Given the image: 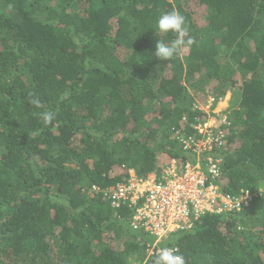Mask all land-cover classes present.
<instances>
[{"label":"trees","instance_id":"16d2710c","mask_svg":"<svg viewBox=\"0 0 264 264\" xmlns=\"http://www.w3.org/2000/svg\"><path fill=\"white\" fill-rule=\"evenodd\" d=\"M173 10L195 43L161 61ZM228 90L219 182L258 195L167 239L186 264H264V0H0V264L145 263L130 211L86 190L186 158L177 131Z\"/></svg>","mask_w":264,"mask_h":264},{"label":"built area","instance_id":"2783aa9c","mask_svg":"<svg viewBox=\"0 0 264 264\" xmlns=\"http://www.w3.org/2000/svg\"><path fill=\"white\" fill-rule=\"evenodd\" d=\"M197 108L206 116H196L191 122L195 131L189 135L176 133L186 158L170 157L167 164L146 178L130 169L128 177L113 187L94 184L86 190L90 196L102 195L114 208L125 207L130 211V227L150 237L144 264L165 247L178 250L166 240L190 230L202 214L242 211L258 195L250 189H242L238 195L224 191L219 181L222 152L230 147L227 141L230 123L225 113L220 117L215 111L204 110L201 104Z\"/></svg>","mask_w":264,"mask_h":264},{"label":"clouds","instance_id":"9594fccd","mask_svg":"<svg viewBox=\"0 0 264 264\" xmlns=\"http://www.w3.org/2000/svg\"><path fill=\"white\" fill-rule=\"evenodd\" d=\"M157 28L160 33H171L175 39L165 43L162 39L155 45L154 55L161 61H169L181 51L190 48L195 39L189 35V28L186 18L178 11L163 13L157 20ZM156 33V32H155ZM158 34V33H157ZM187 37V39H185ZM30 103L35 107H42L38 98H32ZM45 124H49L55 117L53 112H44L41 114ZM178 250L173 248H163L156 257L154 264H186L183 255L177 254Z\"/></svg>","mask_w":264,"mask_h":264},{"label":"rangeland","instance_id":"374dc122","mask_svg":"<svg viewBox=\"0 0 264 264\" xmlns=\"http://www.w3.org/2000/svg\"><path fill=\"white\" fill-rule=\"evenodd\" d=\"M205 15L204 13H202V18H201V26L204 27L205 26ZM238 95V93H236V91H230L228 90L227 93L222 96L219 97V99L217 100L216 103L212 102V99L215 98L216 96L214 95H210L206 101V103H198L201 104V106L204 108V110H206L209 113H212L215 111V113H217L218 115H220V117L223 115L222 113H225V110L227 108H229V106L231 105L232 101L234 100V98ZM233 99V100H232ZM213 103V104H212ZM169 161V157L167 156H162L161 157V164H167V162ZM138 264V263H136ZM144 264V263H143Z\"/></svg>","mask_w":264,"mask_h":264}]
</instances>
